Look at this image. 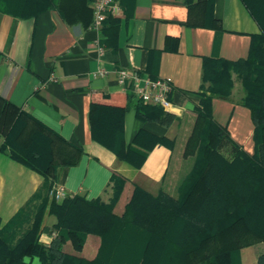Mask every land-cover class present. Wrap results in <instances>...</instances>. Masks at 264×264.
Returning <instances> with one entry per match:
<instances>
[{
    "label": "trees",
    "instance_id": "trees-1",
    "mask_svg": "<svg viewBox=\"0 0 264 264\" xmlns=\"http://www.w3.org/2000/svg\"><path fill=\"white\" fill-rule=\"evenodd\" d=\"M93 0H0V11L25 19L55 10L67 22L92 21ZM121 9L119 0H117ZM259 31L250 34L246 57L227 60L204 56L200 92L189 130L178 151L175 138L139 129L129 143L123 139V117L132 107L136 119L168 127L176 117L159 106L127 94V104L90 103L88 123L93 141L117 160L139 168L155 145L177 154L178 168L167 188L151 194L133 185L122 211H113L125 180L112 173L110 197L87 199L51 194L52 172L69 167L81 154L74 145L41 121L0 97V153L42 177L40 186L4 223L0 220V264H240L239 250L264 241V0H239ZM76 3L86 16L74 15ZM187 25L221 30L212 13L213 0H183ZM81 16V17H80ZM119 19L107 15L99 28L101 44L115 48ZM168 50H176L173 39ZM234 82L240 103L253 125L252 153L235 146L228 160L218 150L228 139L211 114L213 96L226 99ZM180 139V140H181ZM45 216L54 218L55 232L47 245L39 241ZM97 238L93 257L80 252L86 237ZM255 264H264V251Z\"/></svg>",
    "mask_w": 264,
    "mask_h": 264
},
{
    "label": "crops",
    "instance_id": "crops-1",
    "mask_svg": "<svg viewBox=\"0 0 264 264\" xmlns=\"http://www.w3.org/2000/svg\"><path fill=\"white\" fill-rule=\"evenodd\" d=\"M119 3L114 49L101 44L99 30L81 21L67 23L55 10L25 19L0 11V97L80 147L75 165L66 168L57 165L53 169L52 187L61 186L67 195L107 201L111 193L110 175L118 174L125 180L117 201H121V212L134 184L151 194L169 186L178 168V151L174 156L166 147L155 145L139 168L117 160L91 139L89 104H127L126 95L134 93L128 83L124 87L119 85L118 70L135 71L141 78L168 77L172 109L167 113L173 114L176 121L168 127L140 121L135 118L133 108L128 107L123 117V139L129 143L139 129L181 139L190 128L193 108L199 100L201 58H244L250 34L259 29L239 0H213L212 13L221 25L217 33L211 27L187 25L183 0H119ZM75 5L78 6L73 14H82L84 21L81 4ZM173 39L177 41L176 50L166 49ZM98 48L102 53H98ZM99 67L105 74L93 76ZM241 95L240 84L234 82L228 98L211 99L212 118L228 133V139L218 146L219 153L228 160L233 157L235 146L249 154L253 151V125L248 109L240 103ZM41 183L39 174L0 153L1 223ZM47 219L49 224L43 223L39 235V241L45 245L51 240L50 225L54 221L53 217L45 216L43 222ZM97 243L94 238L87 251L89 257L95 254ZM261 245L264 241L241 248L240 264H255L257 254L264 251ZM33 261L38 264L34 259L30 264Z\"/></svg>",
    "mask_w": 264,
    "mask_h": 264
},
{
    "label": "built area",
    "instance_id": "built-area-1",
    "mask_svg": "<svg viewBox=\"0 0 264 264\" xmlns=\"http://www.w3.org/2000/svg\"><path fill=\"white\" fill-rule=\"evenodd\" d=\"M92 21L89 27L94 30H99L101 22L107 15L117 17L120 13V7L117 0H93L91 2ZM98 53H102V49L98 48ZM105 71L99 67L93 76H103ZM117 82L120 86H125L127 83L132 89L134 95L141 101L159 106L163 111L169 112L172 109L171 102L168 99V94L171 90L170 78L150 79L148 77L141 78L135 71L118 70ZM140 82L142 85L140 86ZM50 194L56 199L61 200L67 194L61 186L52 187ZM55 232H51L50 237L55 236Z\"/></svg>",
    "mask_w": 264,
    "mask_h": 264
},
{
    "label": "rangeland",
    "instance_id": "rangeland-1",
    "mask_svg": "<svg viewBox=\"0 0 264 264\" xmlns=\"http://www.w3.org/2000/svg\"><path fill=\"white\" fill-rule=\"evenodd\" d=\"M186 135V134H185ZM180 138H181V136H180ZM182 140V139H181ZM182 143L180 142V139H178V140H176L175 141V146H176V149H177V151H179V146L181 147L182 145H181ZM180 153H181V150L179 151ZM123 199V198H122ZM128 200V199H127ZM118 205L113 209V211L115 212V213H117V214H119L120 212V210H121V201H119L118 203H117ZM49 220L50 219H47V220H45V222H42V225H41V228L43 227V223L44 224H46V225H48L49 224ZM95 237L94 236H92V235H88V237H87V239H86V242H85V246H84V248L81 250V254L82 255H84L85 257H89V255L87 254V251L89 250V247L91 246V244H92V241H93V239H94ZM261 247L264 249V245H261ZM258 247H254V249L256 250ZM34 260H36V259H34ZM32 264H36V261H33L32 262Z\"/></svg>",
    "mask_w": 264,
    "mask_h": 264
}]
</instances>
